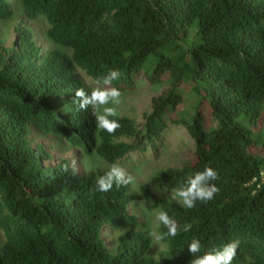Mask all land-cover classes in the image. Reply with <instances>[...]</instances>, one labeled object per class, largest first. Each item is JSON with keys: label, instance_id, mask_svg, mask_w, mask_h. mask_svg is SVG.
Instances as JSON below:
<instances>
[{"label": "trees", "instance_id": "1", "mask_svg": "<svg viewBox=\"0 0 264 264\" xmlns=\"http://www.w3.org/2000/svg\"><path fill=\"white\" fill-rule=\"evenodd\" d=\"M19 15L47 22L54 49L43 54L29 29L6 49L1 28ZM78 69L120 93L139 77L168 88L142 129L116 116L120 126L109 133L95 106L78 108L76 91H92ZM111 70L119 78L105 84ZM186 85L192 113L181 111ZM171 125L186 128L194 157L160 171L161 187L175 191L212 167L219 191L191 209L155 200L177 222L176 236L161 223L167 249L157 257L131 212L129 184L98 192L108 169L81 176L34 138H60L114 164L153 153ZM104 226L115 233L112 247ZM194 238L202 247L191 254ZM236 240L232 264H264V0H0V264H194Z\"/></svg>", "mask_w": 264, "mask_h": 264}, {"label": "rangeland", "instance_id": "2", "mask_svg": "<svg viewBox=\"0 0 264 264\" xmlns=\"http://www.w3.org/2000/svg\"><path fill=\"white\" fill-rule=\"evenodd\" d=\"M22 29H29L34 35L35 42L41 48L43 54L54 49L53 44L47 37L50 26L47 22L39 20L35 22L22 21L20 15L18 19L10 24H5L1 28L4 39V47L8 50L15 49ZM77 75L82 78L91 90L100 88L95 81L89 78L81 70H77ZM138 85L132 90L122 92L119 103L111 100L105 105L95 106L96 118L104 114L105 108H114L118 117L133 119L139 129L146 123V116L152 111V101L156 96L161 95L167 88L165 84H153L147 78L139 77ZM185 94V102L181 108L184 113H192L196 105V98L192 94L190 85L182 88ZM35 143L45 146L46 150L53 158L58 156L68 159L73 168L84 176L90 171L97 169H110L113 164L105 162L98 154H86L81 149L70 147L63 139L51 136L34 135ZM156 149L149 152L151 147L145 152H136L119 160L121 166L131 175L132 180L128 183L133 197V215L136 216L146 226L147 233L152 240L151 255L157 257L167 249L166 244L161 240L159 230L161 223L157 216L162 211L155 203V200L177 201L171 191L161 187L158 173L168 169H179L187 165L194 157L195 144L184 126H169L163 133L161 140L155 142ZM108 226L102 229V239L108 247H112L115 236Z\"/></svg>", "mask_w": 264, "mask_h": 264}, {"label": "clouds", "instance_id": "3", "mask_svg": "<svg viewBox=\"0 0 264 264\" xmlns=\"http://www.w3.org/2000/svg\"><path fill=\"white\" fill-rule=\"evenodd\" d=\"M118 70H111L108 76L104 79V83L108 84L112 80L119 78ZM79 98V109H87L89 105H105L111 100L118 104L120 91L116 88L111 89H94L91 93H86L83 89H78L75 93ZM117 116L114 108H105L103 115L97 116L98 127L105 129L109 133L115 132L120 126L117 119H112ZM75 171V169H73ZM217 178V172L212 167H205L201 172H196L189 177L184 185H181L173 193L174 198L178 203L186 209L194 207L197 200L208 201L213 199L214 194L219 191L215 184L211 183ZM132 180L131 175L119 163H114L112 167L96 180V190L101 193H107L113 187H121L127 185ZM157 220L162 223L167 229V235H177V222L171 218L167 212L161 211L157 216ZM191 228L190 224L184 226V231L187 232ZM201 241L194 238L188 245V252L196 254L201 250ZM239 241H231L218 249H214L205 253L203 256L196 258L194 264H232L234 257L237 255Z\"/></svg>", "mask_w": 264, "mask_h": 264}]
</instances>
